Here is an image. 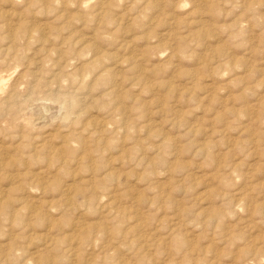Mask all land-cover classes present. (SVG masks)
I'll return each instance as SVG.
<instances>
[{
  "label": "rangeland",
  "instance_id": "rangeland-1",
  "mask_svg": "<svg viewBox=\"0 0 264 264\" xmlns=\"http://www.w3.org/2000/svg\"><path fill=\"white\" fill-rule=\"evenodd\" d=\"M0 264H264V0H0Z\"/></svg>",
  "mask_w": 264,
  "mask_h": 264
}]
</instances>
